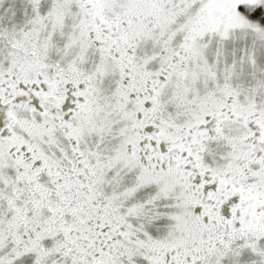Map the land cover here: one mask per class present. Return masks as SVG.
<instances>
[{"label": "snow or ice", "instance_id": "obj_1", "mask_svg": "<svg viewBox=\"0 0 264 264\" xmlns=\"http://www.w3.org/2000/svg\"><path fill=\"white\" fill-rule=\"evenodd\" d=\"M0 264H264V0H0Z\"/></svg>", "mask_w": 264, "mask_h": 264}]
</instances>
